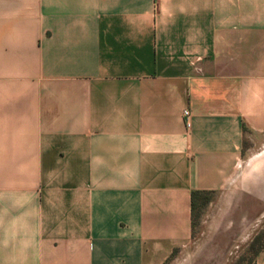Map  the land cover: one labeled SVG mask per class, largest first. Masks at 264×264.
I'll list each match as a JSON object with an SVG mask.
<instances>
[{"label":"crops","instance_id":"crops-1","mask_svg":"<svg viewBox=\"0 0 264 264\" xmlns=\"http://www.w3.org/2000/svg\"><path fill=\"white\" fill-rule=\"evenodd\" d=\"M249 215L264 0H0V264H210Z\"/></svg>","mask_w":264,"mask_h":264},{"label":"rangeland","instance_id":"rangeland-1","mask_svg":"<svg viewBox=\"0 0 264 264\" xmlns=\"http://www.w3.org/2000/svg\"><path fill=\"white\" fill-rule=\"evenodd\" d=\"M247 235V243L244 246H234L233 244L231 247L215 248L216 255H209L211 258L216 259V262H210V264H253V252L264 245V216H248ZM213 250V248H210L211 252ZM222 255L226 258L225 262H219Z\"/></svg>","mask_w":264,"mask_h":264},{"label":"built area","instance_id":"built-area-1","mask_svg":"<svg viewBox=\"0 0 264 264\" xmlns=\"http://www.w3.org/2000/svg\"><path fill=\"white\" fill-rule=\"evenodd\" d=\"M182 114H183V116H184V125H185V127H189V125H190V122H189V120H188V111L187 110H183V112H182Z\"/></svg>","mask_w":264,"mask_h":264},{"label":"trees","instance_id":"trees-1","mask_svg":"<svg viewBox=\"0 0 264 264\" xmlns=\"http://www.w3.org/2000/svg\"><path fill=\"white\" fill-rule=\"evenodd\" d=\"M197 193L203 194V195L205 196V193H206V192H198V191H194V192H192L193 196H194L195 194H197ZM258 249H260V247H258L257 249H255V251L253 252V255H254V253H255Z\"/></svg>","mask_w":264,"mask_h":264}]
</instances>
